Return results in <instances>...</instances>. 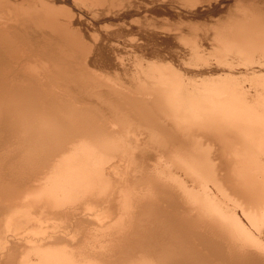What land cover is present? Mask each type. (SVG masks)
Listing matches in <instances>:
<instances>
[{"label": "bare ground", "instance_id": "bare-ground-1", "mask_svg": "<svg viewBox=\"0 0 264 264\" xmlns=\"http://www.w3.org/2000/svg\"><path fill=\"white\" fill-rule=\"evenodd\" d=\"M20 1L30 29L0 19V264H264V0L226 11L205 46L182 44L193 0H70L79 19L177 22L140 23L130 44L123 19L94 50L67 7ZM112 37L108 67L135 56L121 83L89 67ZM211 52L219 64L200 66Z\"/></svg>", "mask_w": 264, "mask_h": 264}, {"label": "rangeland", "instance_id": "rangeland-1", "mask_svg": "<svg viewBox=\"0 0 264 264\" xmlns=\"http://www.w3.org/2000/svg\"><path fill=\"white\" fill-rule=\"evenodd\" d=\"M50 1H52V0H50ZM85 2H86V0H84ZM91 2H92V0H90ZM90 1H87V2H90ZM94 1V0H93ZM179 1H181V0H179ZM184 1V0H183ZM183 1H182V3H183ZM190 1H192V0H189V2ZM17 2H19V4H17V3H15L13 6H15V5H17V6H19V7H12V8H10L9 10L8 9H6L5 10V13H4V9H2L1 10V12H0V19H1V21H6V22H8V21H10L9 22V24L10 25H12V26H14V27H19V28H21V26L22 25H24V26H22V28H24L25 27V25H27L26 27H28L30 24L29 23H27V24H24V23H22V21H20V20H22V18H20V17H22L24 14H27L29 11H30V9L29 8H26V5H27V3H24V2H22V4H20V0H18ZM27 2V1H26ZM52 2H54V4L56 3V4H59L60 6H58V7H61V5H63L65 8H66V10H67V12L68 11H70V13L72 12L74 15L76 14V8L74 7V5H72L71 3H72V1L70 2V0H53ZM86 2V3H87ZM96 2V1H95ZM95 2H92V3H94L95 4V6H97V7H99L98 5H97V3H95ZM109 2V0L107 1V2H105V3H108ZM115 2V3H114ZM185 3H186V1H184ZM207 3V2H210V4H209V6H208V9H205L204 7V5H203V3ZM23 3H24V5H23ZM63 3V4H62ZM191 3V2H190ZM193 3H194V7H193V9L191 8V9H189V10H186V11H184V10H182V13H186L185 14V16L187 17V19H190L191 20V22L189 23V24H191V26L192 27H194V28H196V30L198 31H196V33H197V35H196V33H190V32H188V35L185 37V39H183L181 42H182V44L183 45H190V44H193L194 42H196V44L197 45H202V46H205L206 45V41L203 39V37H204V35L206 34V32L205 31H208L207 29H209V31H210V34H211V32H212V29L214 28V27H217L218 25H220V24H222V23H225L226 21H227V17H228V13H226V11H238V12H244L245 10H248V11H250V5H252V4H254L253 2H251V1H243V0H193ZM88 4V3H87ZM115 5L116 6V4H117V2L116 1H113L112 2V5ZM22 5V6H21ZM88 5H91V3L90 4H88ZM93 5V4H92ZM113 5V6H114ZM25 8H24V7ZM56 6V7H57ZM95 6L93 5V7L95 8ZM64 7H62V8H64ZM68 7H70V8H68ZM89 7V6H88ZM96 7V8H97ZM62 8H59V9H62ZM64 8V9H65ZM27 10V13H24L26 10ZM58 9V8H57ZM63 9V10H64ZM70 9V10H69ZM29 10V11H28ZM66 10H64V12H66ZM188 11H190L189 13H191V14H189V13H187ZM3 12V13H2ZM8 13V14H7ZM194 13V14H193ZM4 14H6V15H4ZM154 15H156V17H154ZM189 15V16H188ZM144 16H146V14L144 15L143 13H142V11L140 12V11H138V12H133L132 14H126V15H124V16H115L114 17V15H111V14H109V15H104V16H101V17H99V18H97V16L95 17V16H92V18H89V17H87V16H84V17H82L81 19H79L78 17H76V15L74 16V18H73V20H72V26L73 25H75V26H73V29L75 28V30H77L76 32H79V30H80V33L82 32V36H84V39H83V37H82V39H83V41H85L86 42V46L87 45H89V47H90V44L92 43V45H91V48L94 50V49H96V44H99V43H101V41H103V39H102V36H103V34L105 33V32H109L110 31V29H111V31H113V29H116V27L118 28V27H120L121 26V24H119V23H121L120 21L121 20H123V24L125 23L127 26H130V28L132 27V35H130V34H126L125 36H123L121 39L123 40V41H125L126 39V41L127 42H129L130 44H131V42H132V38H134L135 37V39L134 40H137L138 42H139V39H142V34H141V32L139 31V29H140V27H141V25L139 26V24L140 23H142V27H144V26H147L146 28H148V27H150V26H152V24L158 29L157 31H172L173 30V28L175 27V23H176V25H177V22H176V20L175 19H170V18H168V20H167V18H165L166 16H163V15H158L159 17H157V14H155V13H149V14H147V16L146 17H144ZM151 16H152V18H155V19H152L151 18ZM9 17V18H8ZM123 17V18H122ZM149 17V18H148ZM160 17H161V21L163 22H161L160 21ZM188 17H190V18H188ZM19 18H20V20H19ZM157 18H159V20L157 19ZM5 19H7V20H5ZM96 19V20H95ZM133 19V20H132ZM150 19H152L153 21H154V23L153 22H151L152 20H150ZM12 20V21H11ZM17 20L18 21H20V22H18L17 23ZM86 20V21H85ZM87 20H88V22H87ZM89 20H90V22H89ZM95 20V21H94ZM126 20V21H125ZM129 20V21H128ZM135 20V21H134ZM145 20H148L147 22L145 21ZM155 20H156V22H155ZM133 21V22H132ZM142 21V22H141ZM117 22H119V23H117ZM131 22V23H130ZM145 22V23H144ZM158 22V23H157ZM88 23V25H86ZM144 23V24H143ZM147 23H148V25H150V26H148L147 25ZM150 23V24H149ZM155 23H157V24H155ZM89 24H90V26H89ZM135 25V27L134 26H132V25ZM16 25V26H15ZM20 25V26H19ZM79 25V26H78ZM118 25V26H117ZM116 26V27H115ZM184 26H187L188 27V25L187 24H185L184 23ZM26 27H25V29H26ZM87 28L86 30H85V28ZM101 27H102V29H101ZM141 27V28H142ZM155 27H152V29L153 30H155L156 31V29H155ZM166 27V28H165ZM94 28V29H93ZM104 28H106V31H104ZM135 28V29H134ZM137 28H139V29H137ZM166 30H165V29ZM29 29H30V26H29ZM28 28H27V30H29ZM79 29V30H78ZM89 29V30H88ZM93 31H92V30ZM108 29V30H107ZM160 29V30H159ZM206 29V30H205ZM74 30V31H75ZM138 30V31H137ZM110 31V32H111ZM138 32L137 34L136 33H134V32ZM140 32V33H139ZM192 32H193V30H192ZM35 35V31H33V33H32V31H28V34L29 35ZM79 33V34H80ZM87 33V34H86ZM37 34V33H36ZM90 34L91 35H94L93 37L92 36H90ZM101 34V35H100ZM134 34H135V36H134ZM99 35V36H98ZM32 37V36H31ZM90 37V38H89ZM94 38L96 41V43H93L92 41H93V39L92 38ZM126 37V38H125ZM202 37V38H201ZM34 39H35V37H33ZM96 38H98V39H96ZM124 38V39H123ZM130 38V39H129ZM137 38V39H136ZM91 39H92V41H91ZM87 40H88V42H89V44H88V42H87ZM120 41V38H113L112 37V39L110 40V41H108L107 42V45L105 44V47L103 48V47H100V49H99V55H98V59H97V61L96 62H94V64H92L91 65V63L89 64V67L92 69H94V68H96L97 69V67H98V69L96 70V69H94V71H97L96 73L98 74V70H99V73L100 72H103V73H100L102 76H103V74H104V76L102 77L100 74H98V75H100L103 79H104V77H106L107 75H109V77H110V81L111 80H114L113 82H115V80L116 79H118V81L117 82H119V80H121L122 82L124 81L125 82V80L127 81V80H130V75H131V70H132V72H134L135 71V69H136V64L134 63V61H135V56H134V54H132V53H134V51L133 50H131V51H128V50H125L124 48H121V49H119L118 50V54H117V56L118 57H120L119 59L123 62V64L125 63V67L128 69V71L125 73V72H123L122 70L123 69H115L114 67L112 68V67H108L109 66V63L106 61V60H108V59H110V58H112L113 57V49H112V47L111 46H117V45H120L121 46V44H123V41ZM133 40V41H134ZM97 41H98V43H97ZM118 41V42H117ZM131 41V42H130ZM137 41H134V42H132V43H135V42H137ZM114 42V43H113ZM117 43V44H116ZM93 44H95V45H93ZM102 44V43H101ZM110 44V45H109ZM109 45V46H108ZM88 47V48H89ZM101 48H103L102 50H101ZM161 48H163V47H161ZM125 51H124V50ZM102 51V52H101ZM111 53V54H110ZM129 53V54H128ZM131 53V54H130ZM103 54V55H102ZM106 54V55H105ZM125 54V55H124ZM138 55V54H137ZM102 56V57H101ZM109 57V58H108ZM167 57H168V55H167ZM166 57V59L169 61L170 59L169 58H167ZM128 58V59H127ZM127 59V60H126ZM208 59V60H207ZM166 60V61H167ZM206 60V61H205ZM219 60H220V57H219V54H217L216 52H211V53H208L207 55H205L200 61H199V65L201 66V64H202V66H214V64L215 65H217V64H219ZM207 61H208V63H207ZM210 61H212V62H210ZM132 62V63H131ZM210 62V63H209ZM137 63V62H136ZM201 63V64H200ZM107 64V65H106ZM208 64V65H207ZM210 64H212V65H210ZM94 66V67H93ZM128 66H129V68H128ZM14 67V66H13ZM124 67V68H125ZM107 68V69H106ZM133 68V69H132ZM92 69V70H93ZM102 69H103V71H102ZM113 71H112V70ZM107 70H109V71H107ZM114 70H117L116 72H114ZM130 70V71H129ZM119 74H118V73ZM15 73V72H14ZM106 73H107V75H106ZM123 73V74H122ZM115 74V75H114ZM114 75V76H113ZM215 75V77L218 75H216V74H213V76ZM120 76V77H119ZM117 77V78H116ZM239 78H237V81L241 84V85H243L244 86V88L246 89V90H248L250 93L252 92V93H254L256 90V88H255V86H257V85H255V84H257L256 83V80L254 79V78H251V77H249V76H238ZM106 78H108V77H106ZM112 78V79H111ZM116 78V79H115ZM214 78V77H213ZM245 78H247V79H245ZM248 78H249V80H248ZM247 80H248V82H247ZM107 81H108V79H107ZM121 81L119 82V83H121ZM241 81V82H240ZM113 82H110V83H113ZM127 83V82H126ZM250 83H252V85L250 84ZM247 84V85H246ZM249 85V86H248ZM251 85V86H250ZM255 85V86H254ZM248 87H252L251 89L249 88L248 89ZM259 87V86H258ZM251 93V94H252ZM233 132L234 133H236V135L237 136H239V137H244V134H243V131H241V128H236V127H234L233 128ZM144 134V135H143ZM250 135H248V134H245V137H249ZM254 137H259V135H253ZM139 137H140V140H145L146 138H147V134L146 133H142V134H140L139 135ZM148 139V138H147ZM238 145H240L239 143H233V146H238ZM134 146H135V143H134V141H131V147H132V149H133V151H134ZM215 146H217V144H215ZM240 219H242V217H240ZM243 220V219H242ZM262 237H263V239H264V232H262L261 234H260Z\"/></svg>", "mask_w": 264, "mask_h": 264}]
</instances>
